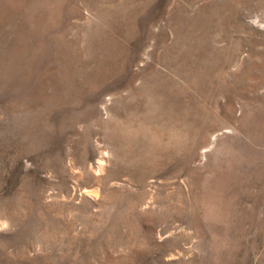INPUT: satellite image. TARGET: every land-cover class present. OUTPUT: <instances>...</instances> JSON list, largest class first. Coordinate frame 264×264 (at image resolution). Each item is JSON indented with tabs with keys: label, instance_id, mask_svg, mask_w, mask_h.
Wrapping results in <instances>:
<instances>
[{
	"label": "rangeland",
	"instance_id": "obj_1",
	"mask_svg": "<svg viewBox=\"0 0 264 264\" xmlns=\"http://www.w3.org/2000/svg\"><path fill=\"white\" fill-rule=\"evenodd\" d=\"M0 264H264V0H0Z\"/></svg>",
	"mask_w": 264,
	"mask_h": 264
}]
</instances>
